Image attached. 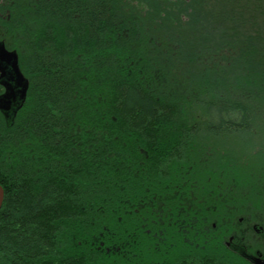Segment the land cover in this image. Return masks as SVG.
<instances>
[{"label": "trees", "instance_id": "trees-1", "mask_svg": "<svg viewBox=\"0 0 264 264\" xmlns=\"http://www.w3.org/2000/svg\"><path fill=\"white\" fill-rule=\"evenodd\" d=\"M0 13L29 83L16 116L0 108V264H228L193 240L220 221L221 176L187 133L256 129L264 0H0ZM179 62L197 70L173 75ZM193 99L204 116L189 126Z\"/></svg>", "mask_w": 264, "mask_h": 264}, {"label": "rangeland", "instance_id": "rangeland-1", "mask_svg": "<svg viewBox=\"0 0 264 264\" xmlns=\"http://www.w3.org/2000/svg\"><path fill=\"white\" fill-rule=\"evenodd\" d=\"M8 15V11L6 12ZM1 16H5V14L0 13ZM1 21V19H0ZM3 29H5L1 23H0V39L6 41L11 46L13 45L11 42H13V38L8 39V35L3 33ZM16 46V45H15ZM15 46H12L14 49L23 50L21 47L16 48ZM20 50V51H21ZM177 48H175V51ZM233 56V53L228 52L227 53V59L225 61H229L232 63L233 60H229ZM223 58L222 54H218L216 56H207L205 59V64H209L208 69L213 72H206V76L208 77V80H212L214 76L216 75V72L218 71L217 66L218 62L222 63ZM224 61V62H225ZM183 70L182 73H184V69L189 71H196L197 67L196 64L191 66L190 64L186 62H179L173 71V75L180 74L181 70ZM216 69V71H215ZM181 73V74H182ZM189 86L191 87V90L188 92V94L195 89L199 83V78L197 76L189 75L188 77ZM183 84V83H182ZM1 86V85H0ZM179 88V87H178ZM168 91L170 92H177L176 88H169ZM194 96L198 98V90L193 91ZM187 94V96H189ZM200 99V98H199ZM191 102L190 104L187 103L184 105L185 113L188 118V125L191 126L192 123L200 122L203 118V108L201 104ZM183 104L184 102L180 100L181 105V116H183ZM256 118H255V128L252 133L248 134H240L239 136H234L231 138H223V139H213L212 137L201 133L198 135H194L191 133L187 137L188 141L198 140V146L197 153L198 157L202 159L201 162L204 164L205 171L210 170H220L219 173H222L224 171H228V178L232 179H239V175L242 174L244 179H246L249 183H252L253 181H250L248 179L253 178H259L261 180V153L264 152V112L259 108V106H256ZM261 114V115H260ZM182 123L185 124V120H181V126ZM188 126V127H189ZM187 127V128H188ZM191 135V136H190ZM212 138V139H211ZM186 158V155L184 156ZM244 170L242 172H239L240 170ZM204 172V171H202ZM230 183V182H229ZM236 185V184H235ZM245 185V184H243ZM240 182V185L237 187V190L232 186L230 183V189L227 191V195H236L239 196L237 198H240V196L247 197L251 193H255L253 188L255 186L253 185H247L243 186ZM226 186H222L223 192ZM219 187L214 186L212 188V194H216ZM258 219L259 215H257ZM261 217V216H260ZM238 219V218H237ZM212 224L216 222L215 220L211 219Z\"/></svg>", "mask_w": 264, "mask_h": 264}, {"label": "flooded vegetation", "instance_id": "flooded-vegetation-1", "mask_svg": "<svg viewBox=\"0 0 264 264\" xmlns=\"http://www.w3.org/2000/svg\"><path fill=\"white\" fill-rule=\"evenodd\" d=\"M219 175L221 177L215 179L219 188L214 194V208L217 209L215 212L220 221L194 227L198 233L193 236V240L204 239L207 248L224 254L228 264H264V152L261 153V180L251 178L248 180L253 182L249 183L244 178H225L223 176L228 175L227 170ZM229 182L236 190L238 186L235 187V184H251L255 186V193L240 198L229 196L226 194L230 189ZM222 186H226L224 192ZM211 263H216V259L211 258L208 264Z\"/></svg>", "mask_w": 264, "mask_h": 264}, {"label": "water", "instance_id": "water-1", "mask_svg": "<svg viewBox=\"0 0 264 264\" xmlns=\"http://www.w3.org/2000/svg\"><path fill=\"white\" fill-rule=\"evenodd\" d=\"M0 85L6 90L0 97V108L7 117H13L11 109L13 106H20L26 97L29 88L28 80L22 73L18 61V55L8 52L5 44L0 42ZM3 196V195H2ZM2 196L0 201H2Z\"/></svg>", "mask_w": 264, "mask_h": 264}, {"label": "bare ground", "instance_id": "bare-ground-1", "mask_svg": "<svg viewBox=\"0 0 264 264\" xmlns=\"http://www.w3.org/2000/svg\"><path fill=\"white\" fill-rule=\"evenodd\" d=\"M5 48H6V50H7L8 52H14V51H15V52L17 53V55H18V61H19V64H20V59H19V54H18V52H17L16 50L9 49L6 45H5ZM5 92H6V90L3 89L2 92H1V94H0V97L3 96V95L5 94ZM26 100H27V93H26V97H25L24 102H23L20 106H18V105H19V104H18V105H16V106H13V107H12L11 111H12V113L14 114V116L17 115L18 111H19L20 108L25 104ZM4 194H5V189H4V187H3L2 185H0V198H1V196L3 195V196H2V201H0V212H1L2 208H3Z\"/></svg>", "mask_w": 264, "mask_h": 264}]
</instances>
